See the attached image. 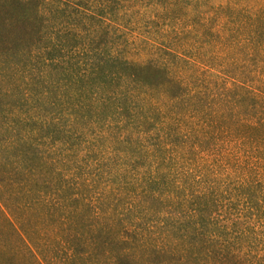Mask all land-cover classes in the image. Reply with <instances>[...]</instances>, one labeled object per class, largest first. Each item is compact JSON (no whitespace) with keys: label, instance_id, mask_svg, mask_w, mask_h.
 Wrapping results in <instances>:
<instances>
[{"label":"trees","instance_id":"trees-1","mask_svg":"<svg viewBox=\"0 0 264 264\" xmlns=\"http://www.w3.org/2000/svg\"><path fill=\"white\" fill-rule=\"evenodd\" d=\"M161 3L0 0V264H264V0Z\"/></svg>","mask_w":264,"mask_h":264},{"label":"rangeland","instance_id":"rangeland-1","mask_svg":"<svg viewBox=\"0 0 264 264\" xmlns=\"http://www.w3.org/2000/svg\"><path fill=\"white\" fill-rule=\"evenodd\" d=\"M145 1V0H143ZM162 5H167V2L170 0H160ZM203 3H206V0H201ZM220 2H224L226 0H217ZM184 3H192V0H182ZM186 5V4H184ZM171 11V12H170ZM142 13H145L144 11ZM154 13L152 12L150 15L145 14L143 18H141V23L139 24L142 29H156V30H162V29H174L177 27L185 26L186 23L193 18L192 15L187 13L184 9L176 8L175 10L172 9H160V13L158 16L154 17ZM157 15V14H156ZM190 16V18H188Z\"/></svg>","mask_w":264,"mask_h":264}]
</instances>
